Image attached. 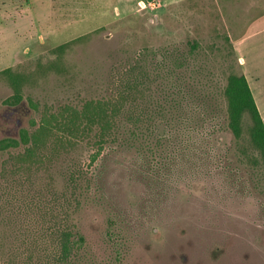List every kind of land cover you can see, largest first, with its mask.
Masks as SVG:
<instances>
[{
  "label": "rangeland",
  "instance_id": "rangeland-1",
  "mask_svg": "<svg viewBox=\"0 0 264 264\" xmlns=\"http://www.w3.org/2000/svg\"><path fill=\"white\" fill-rule=\"evenodd\" d=\"M231 74L264 118V0H0V264H264ZM72 113L32 156L12 141Z\"/></svg>",
  "mask_w": 264,
  "mask_h": 264
},
{
  "label": "trees",
  "instance_id": "trees-1",
  "mask_svg": "<svg viewBox=\"0 0 264 264\" xmlns=\"http://www.w3.org/2000/svg\"><path fill=\"white\" fill-rule=\"evenodd\" d=\"M10 71H8L9 73ZM12 75L9 76V78ZM15 79L14 84V99L20 101V82L21 80ZM224 96L227 101V118H228V128L233 133L235 137L241 135V122L242 117L245 112H247L252 119V127L250 130L251 142L255 149L260 153L264 164V118H261L258 109L255 105L252 92L249 88L246 78L243 75L231 74L227 78V83L224 88ZM108 111L107 106H101L99 103H87L81 113L83 117H86L90 122L99 123L101 128V133L105 134L108 130V121L106 112ZM115 110L110 109L109 113L114 112ZM106 118H105V117ZM80 114L77 116L75 113L69 114L64 122H57L54 117L51 119L43 118L37 129L29 133L27 130L23 129L22 133L18 139L12 140L13 143L27 144L30 143L31 146L26 148L27 156H32L39 148H41L46 142L49 134L54 129H63V128H72L77 129L78 126H75V119L79 120ZM106 121V122H105ZM55 122V123H53ZM105 122V123H104ZM77 124V121H76ZM101 140V139H100ZM65 242V241H64ZM63 242V248L66 250V244Z\"/></svg>",
  "mask_w": 264,
  "mask_h": 264
},
{
  "label": "crops",
  "instance_id": "crops-1",
  "mask_svg": "<svg viewBox=\"0 0 264 264\" xmlns=\"http://www.w3.org/2000/svg\"><path fill=\"white\" fill-rule=\"evenodd\" d=\"M255 102V101H254Z\"/></svg>",
  "mask_w": 264,
  "mask_h": 264
}]
</instances>
